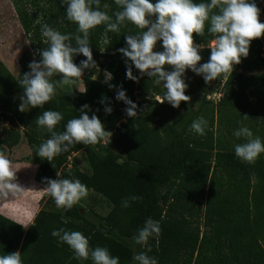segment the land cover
Listing matches in <instances>:
<instances>
[{
	"label": "trees",
	"instance_id": "1",
	"mask_svg": "<svg viewBox=\"0 0 264 264\" xmlns=\"http://www.w3.org/2000/svg\"><path fill=\"white\" fill-rule=\"evenodd\" d=\"M11 1L39 61L42 59L39 51L47 47L40 31L43 23L62 34L73 37L77 34L78 26L66 17L64 0ZM105 3L110 6L107 10L110 16L119 10L114 0H101V10ZM256 3L260 8L259 0ZM38 18L40 24L36 23ZM261 22L264 23V19ZM209 27L210 21L205 24L203 36L193 34L194 42L205 46L207 58L211 54L208 45L215 38L208 31ZM104 28V25L97 26L89 37L97 68L110 72L118 89L122 88L136 105L134 94L137 91L145 97L148 94L162 96V86L155 85L147 74L142 75L134 64L132 71L138 81L127 78V64L132 62L118 51L127 47V35L141 30L126 22L119 34L109 32L111 44L103 45ZM99 47L107 49L101 52ZM263 48L264 36L254 39L249 55L242 57L241 63L235 65L232 74L225 79V87L232 90L231 96L243 97L252 88V95L258 96L264 74L248 73L264 68ZM86 59L82 54L73 58L78 66ZM23 62L31 71L27 53L23 55ZM83 87L86 88L84 93L57 89V94L44 108L21 112L20 96L24 90L0 60V115L24 128L23 132L6 129L8 140L0 141V151L6 154L4 145H8L9 140L19 143L23 134L33 152L27 162L38 166L35 180L39 184L47 186L45 178L79 179L112 204L110 213L102 217L101 225L89 221L77 208L65 213L41 209L26 231L19 223L0 214V256L20 251L23 264H93L90 258L74 259L72 249L51 235L53 230L64 228L82 232L91 248L106 247L112 256L119 257L120 264H135L131 240L151 217L161 226L160 235L149 239L152 251L148 255L155 257L158 264H264V153L254 164H248L235 155L234 146H226L210 127H206L204 135L190 131L193 120L203 116L209 121L200 110L190 111L186 102H181L179 108L159 105L168 110V115L154 122L151 113L144 109L136 110L137 117H129L125 111L128 106L116 99L117 93L105 82L86 77ZM262 98L264 92L258 96V112L262 109ZM221 103L233 104L226 98ZM85 104L91 108L87 114L98 116L105 130L112 132L111 140L107 144L101 141L96 145H74L51 162L40 158L36 154L38 146L50 134L38 128L36 118L44 110L59 111L64 119L56 130L63 131L67 121L78 117ZM106 107L112 108L110 114L105 111ZM239 108L242 113L239 120L243 122L245 113L250 111L243 106ZM176 109L184 113L175 116ZM254 114H248V120L257 117ZM250 130L253 132L255 128ZM259 133L264 141V131L259 130ZM82 150L86 153L90 173L79 169L64 172L68 157ZM133 195L142 200L129 201L130 206L123 207L122 201ZM137 246L141 252L147 251L146 246Z\"/></svg>",
	"mask_w": 264,
	"mask_h": 264
},
{
	"label": "clouds",
	"instance_id": "2",
	"mask_svg": "<svg viewBox=\"0 0 264 264\" xmlns=\"http://www.w3.org/2000/svg\"><path fill=\"white\" fill-rule=\"evenodd\" d=\"M119 10L113 15L108 14L109 4L101 0H64L66 17L75 23L77 34H62L47 23L41 26V36L46 48L39 51L42 59L33 60L29 64L30 72L22 74L18 80L24 92L20 96L19 111L30 108H44L57 94V89L65 86H75L81 93L86 88L80 81L85 69L97 68L93 59L90 44V32L97 26L104 25L103 45H110L108 33H120L121 27L130 22L141 31L126 36V48L118 51L132 63L127 64V78L138 81L133 74L132 65L153 79V83L165 89L163 97L157 96L156 101H167L172 107L179 108L181 102H188L191 97L185 94L188 85L182 78L186 70L191 69L197 75L203 76L206 82H211L223 75L225 79L232 74L234 66L241 63V58L249 55L251 42L264 36V23L260 21V8L256 0H210L196 3L194 0H114ZM217 10V11H214ZM210 21L208 31L214 35L209 43L210 58L200 64V50L203 45L194 42L193 34L204 35L206 22ZM41 23L40 18L36 20ZM73 41L75 47H73ZM162 41L163 51H154L157 42ZM100 48L101 52L106 51ZM82 54L86 60L80 65L74 63V56ZM171 66L172 71H166L165 66ZM53 77H59L53 79ZM105 83L111 81L112 74L105 71ZM115 87L114 85H109ZM117 100L123 101L129 117H137V105L127 97L121 88L117 92ZM104 101L102 100L101 103ZM89 105L85 104L79 110V116L69 119L63 131H57V125L64 119L59 111L44 110L35 124L50 134L39 146L37 155L53 161L62 153L69 152L77 144L96 145L111 140L112 132L106 131L101 120L93 114ZM107 113L112 112L106 107ZM244 119L248 116L244 115ZM207 120L201 116L190 125V131L199 135L205 134ZM23 128V127H21ZM236 138H244L245 142L234 146L235 155L243 162L254 164L261 153H264V141L254 136L247 126H241L234 131ZM54 166V165H53ZM55 167V166H54ZM15 165L8 156L0 151V199L7 201L9 195L18 197L27 189L17 182ZM57 176L61 174L57 172ZM46 191L54 200L57 208L71 210L89 193L88 187L79 179H49L45 178ZM142 200V197L131 196L122 201V206H130L129 201ZM18 223V222H16ZM21 224V223H19ZM25 228L28 225L22 224ZM161 233L159 221L149 217L142 228L133 236L135 244L147 247V251L134 253L135 264H158L155 257L149 256L152 251L149 239L158 237ZM51 235L61 244L66 243L74 252V259L92 260L93 264H120L119 257L110 254L106 247H90L89 240L80 231H69L64 228L53 230ZM0 264H23L20 251L0 256Z\"/></svg>",
	"mask_w": 264,
	"mask_h": 264
},
{
	"label": "rangeland",
	"instance_id": "3",
	"mask_svg": "<svg viewBox=\"0 0 264 264\" xmlns=\"http://www.w3.org/2000/svg\"><path fill=\"white\" fill-rule=\"evenodd\" d=\"M260 6L261 21L264 19V1L260 3ZM204 49L205 46L200 50V55L202 56L200 64L206 63L209 60ZM163 50L162 41H158L154 51L160 52ZM24 53H27L30 62L33 60L39 62L36 52L31 47L28 36L22 29L13 2L11 0H0V60L17 80L22 78V74L30 72L23 62ZM165 70L172 71L173 69L171 66L166 65ZM86 77H92L96 80L105 82V70L101 68L85 69L80 81L81 86H83V80ZM58 78L59 77H53V79ZM182 78L188 85L185 94L191 97V100L186 102V105L189 107L190 111L194 112L200 110L201 113L207 117L209 121L207 126L210 127L215 135L218 133V135L221 136L226 146H235L236 144L245 142L244 138L238 139L233 135L234 131L242 125L249 128L254 127V136L260 137L259 130L264 131V98L261 99L262 109L259 112L256 106L258 96L264 92V84L258 89V96L252 95L251 90L254 89L252 88L248 90L243 97L239 98L234 95L231 96L232 90L225 87V78L223 75L211 82H206L203 76L197 75L191 69H188ZM106 84L115 86L111 87L112 92L117 93L119 91L113 78ZM61 90H72L81 93L78 88L75 89V86H65ZM164 93L165 89L164 92L161 93L162 96ZM134 96L137 98L138 107L136 110H147L148 113H151L154 122H158V120L168 115V110L159 106L161 104L170 105L167 101L159 103L152 94H148V96L145 97L138 91L135 92ZM223 98L228 99L233 104H222L221 100ZM239 106L246 107L250 111V113H245L246 116L248 114L253 115L257 111V114H254L257 117L241 122L239 117L242 113ZM182 113H184V110L176 109L174 115L179 116ZM211 120L214 121L210 122ZM6 129H20L21 132L24 130L17 122L11 123L10 119L0 115L1 142L8 140L5 134ZM4 147L6 148V155L15 165L17 182L27 190L18 197L9 195L7 201L0 199V214L15 222L21 223L20 225H28L27 228L22 225L24 231H26L41 209L65 213L68 209L57 208L53 198L43 190L45 187H41L37 184L38 182L35 180V176L38 171V166L27 162V158H31L33 152L25 136L22 134L19 143H14L9 140V144L6 146L4 145ZM74 169L90 173L85 151H79L68 157L64 172L72 173ZM73 208L79 209L80 213L89 221L96 225H101L102 217L110 213L112 204L102 195L89 190L88 196L74 205ZM131 241L134 247V253L141 252L134 240Z\"/></svg>",
	"mask_w": 264,
	"mask_h": 264
},
{
	"label": "water",
	"instance_id": "4",
	"mask_svg": "<svg viewBox=\"0 0 264 264\" xmlns=\"http://www.w3.org/2000/svg\"><path fill=\"white\" fill-rule=\"evenodd\" d=\"M260 74H264V68L259 70V71L249 72L248 73V75H260Z\"/></svg>",
	"mask_w": 264,
	"mask_h": 264
},
{
	"label": "built area",
	"instance_id": "5",
	"mask_svg": "<svg viewBox=\"0 0 264 264\" xmlns=\"http://www.w3.org/2000/svg\"><path fill=\"white\" fill-rule=\"evenodd\" d=\"M262 1L264 0H259V2L261 3ZM196 43V42H195ZM197 44V43H196ZM199 45V44H198ZM203 45V44H202ZM203 48H204V45H203ZM263 58H264V48H263V52H262V55H261Z\"/></svg>",
	"mask_w": 264,
	"mask_h": 264
},
{
	"label": "crops",
	"instance_id": "6",
	"mask_svg": "<svg viewBox=\"0 0 264 264\" xmlns=\"http://www.w3.org/2000/svg\"><path fill=\"white\" fill-rule=\"evenodd\" d=\"M36 183V182H35ZM39 186H41V187H46V186H43L42 184H39V183H37Z\"/></svg>",
	"mask_w": 264,
	"mask_h": 264
}]
</instances>
